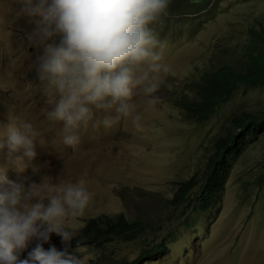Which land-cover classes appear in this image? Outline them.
Masks as SVG:
<instances>
[{
  "label": "rangeland",
  "instance_id": "374dc122",
  "mask_svg": "<svg viewBox=\"0 0 264 264\" xmlns=\"http://www.w3.org/2000/svg\"><path fill=\"white\" fill-rule=\"evenodd\" d=\"M176 1V0H174ZM207 10L166 11L151 28L160 47V64L169 71L149 105L138 92L133 97L136 112L120 117L111 126L96 112L93 122L78 130L80 143H63V125L51 120L47 110L56 95L46 92L34 67L37 49L27 37L35 25L18 15V0H0V124L31 123L39 133L37 156L23 172L10 168L15 182L31 179L64 185L85 181L91 201L83 215L71 217L67 226L75 235L88 218L123 214L129 219H149L159 226L149 242L168 239V252L143 264H264V132L251 140L231 160V169L213 207L193 213V198L180 206L169 201L177 184L201 173L215 139L225 132L229 118L242 111L264 110V88L239 90L205 121L185 116L173 99L204 71L224 64L239 66L250 49V31L264 27V0H206ZM139 115V121L134 117ZM95 125V126H93ZM6 129L0 128V139ZM198 188L190 197L197 195ZM190 215L192 223L174 222ZM176 235L173 239L169 234ZM37 241L21 254L27 256ZM63 250L53 234L43 247ZM147 240L113 241L103 247L82 244L84 264H110V259H133ZM76 244L71 242V249Z\"/></svg>",
  "mask_w": 264,
  "mask_h": 264
},
{
  "label": "clouds",
  "instance_id": "9594fccd",
  "mask_svg": "<svg viewBox=\"0 0 264 264\" xmlns=\"http://www.w3.org/2000/svg\"><path fill=\"white\" fill-rule=\"evenodd\" d=\"M18 2V15L35 25L27 37L37 49L32 67L45 91L56 95L54 106L45 111L63 125L66 146L80 143L78 130L93 122L96 112L115 111L114 117L106 115L100 121L106 127L132 116L137 92L147 104L158 103L155 94L164 83L160 73L169 69L160 64L162 56L156 49L161 45L151 25L166 13L170 0ZM139 119L136 115L134 122ZM0 128L6 129L0 139V264H84L78 240L70 250L75 232L67 220L83 215L90 204L85 181L61 186L46 182L47 176L40 183L10 180V168L23 172L26 161L35 160L39 133L27 122ZM53 234L61 238L63 250L43 247ZM33 240L37 243L22 259ZM146 240L143 249L162 239Z\"/></svg>",
  "mask_w": 264,
  "mask_h": 264
},
{
  "label": "trees",
  "instance_id": "16d2710c",
  "mask_svg": "<svg viewBox=\"0 0 264 264\" xmlns=\"http://www.w3.org/2000/svg\"><path fill=\"white\" fill-rule=\"evenodd\" d=\"M177 1V0H176ZM170 0L167 11L173 13L175 9ZM209 1V0H207ZM211 3L206 0H178L179 9H191L202 12L208 9ZM250 49L246 58L239 66L224 64L216 68L204 70L197 79L189 83L188 90H182L173 99L186 117L195 121H205L216 110L231 101L241 89L264 88V27L260 31H250ZM264 132V110L258 112L242 111L229 118L225 132L219 135L207 157L205 169L177 184L174 196L170 203L180 206L189 199L193 200V213L203 214L212 209L219 193L223 190L231 169V160L251 140ZM264 178L261 176L260 181ZM198 188L197 195L190 197L191 192ZM177 217L172 223H192L190 215ZM159 223L149 219H129L123 214L109 216L106 214L88 218L75 235L81 244H98L100 247L115 240L135 242L147 239L151 231ZM170 238L176 235L172 230ZM167 238L157 244H149L134 259H110V264H141L142 262L160 258L167 253Z\"/></svg>",
  "mask_w": 264,
  "mask_h": 264
}]
</instances>
